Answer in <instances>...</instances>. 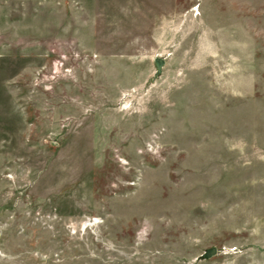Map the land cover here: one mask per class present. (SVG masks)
Returning a JSON list of instances; mask_svg holds the SVG:
<instances>
[{
    "label": "rangeland",
    "instance_id": "374dc122",
    "mask_svg": "<svg viewBox=\"0 0 264 264\" xmlns=\"http://www.w3.org/2000/svg\"><path fill=\"white\" fill-rule=\"evenodd\" d=\"M0 264H264V0H0Z\"/></svg>",
    "mask_w": 264,
    "mask_h": 264
},
{
    "label": "water",
    "instance_id": "95a60500",
    "mask_svg": "<svg viewBox=\"0 0 264 264\" xmlns=\"http://www.w3.org/2000/svg\"><path fill=\"white\" fill-rule=\"evenodd\" d=\"M157 63H158V66L160 67L163 64V61H158ZM216 254H217V250L213 249L207 253L206 258L210 259V258L214 257Z\"/></svg>",
    "mask_w": 264,
    "mask_h": 264
}]
</instances>
